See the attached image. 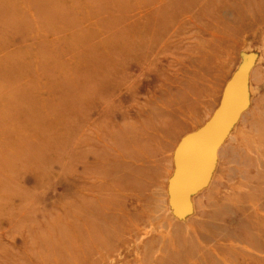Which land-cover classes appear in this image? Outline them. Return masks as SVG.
Returning a JSON list of instances; mask_svg holds the SVG:
<instances>
[{
    "label": "rangeland",
    "instance_id": "rangeland-1",
    "mask_svg": "<svg viewBox=\"0 0 264 264\" xmlns=\"http://www.w3.org/2000/svg\"><path fill=\"white\" fill-rule=\"evenodd\" d=\"M263 226L264 0H0V264H264Z\"/></svg>",
    "mask_w": 264,
    "mask_h": 264
},
{
    "label": "bare ground",
    "instance_id": "bare-ground-1",
    "mask_svg": "<svg viewBox=\"0 0 264 264\" xmlns=\"http://www.w3.org/2000/svg\"><path fill=\"white\" fill-rule=\"evenodd\" d=\"M227 96H229V94ZM227 96L225 97L224 100H222V101H224V102H222V105L226 104V101L228 99ZM185 138L186 139L184 141L182 140L183 142H181V144H180V156H182V154L185 153L188 143H192L193 142V139H190L188 137H185ZM179 141L180 140L177 141L176 145L179 143ZM176 145L174 147H176ZM203 146H205V147H203ZM202 147H203L204 150H202ZM193 151H194V154H193L194 158L197 159V160H200V163H202V165L204 166L203 168H206V165L208 166V164H209L208 162L211 159V151H213V147L211 145L207 146V144H206V145L194 147ZM191 192H193V187H191V186L188 187V185H184V183L180 186L179 190H176V193H178V194L191 193ZM179 198H181V197H179ZM188 198L191 199L190 196H187L186 199H188ZM122 213L124 215V218L123 217L122 218L119 217V219H118V218L111 217V222L113 224L112 228H114L115 230H118L120 233H123V235L125 237H128L129 235H132V233H133L132 230L129 228V225L132 224V225L140 227V223H138V222H141L143 220V217H141L142 213L140 211L137 212L138 217H136V218H134L135 215L131 211H129L127 213L124 210H122L121 214ZM261 229L264 232V226ZM249 234H250V232H249ZM260 235H262V237ZM260 235H257V238L254 237L252 240L250 239V245L252 246V248H250V247L247 248L246 247V248L242 249V248L237 247V248H235V250H230L229 252L231 254H233L234 256H236V257L240 256L241 254H243V252H249L252 255L249 257V260H247V261H249V262L250 261L263 262L264 261V256L263 255L254 256V255H256L254 253V250H264V237H263L264 234H260ZM127 239H131V238L129 237ZM143 250H144V248H143ZM143 258H144V256H143ZM143 258H142V260L144 261ZM84 264H86V263H84ZM88 264H90V263H88ZM227 264H238V262H236V261L235 262L234 261H228ZM239 264H241V263H239Z\"/></svg>",
    "mask_w": 264,
    "mask_h": 264
}]
</instances>
